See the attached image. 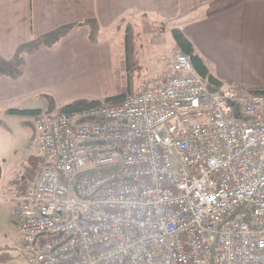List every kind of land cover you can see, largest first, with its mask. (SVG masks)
<instances>
[{
  "label": "built area",
  "instance_id": "built-area-1",
  "mask_svg": "<svg viewBox=\"0 0 264 264\" xmlns=\"http://www.w3.org/2000/svg\"><path fill=\"white\" fill-rule=\"evenodd\" d=\"M164 83L31 119L39 168L13 200L29 264H264V96Z\"/></svg>",
  "mask_w": 264,
  "mask_h": 264
},
{
  "label": "crops",
  "instance_id": "crops-1",
  "mask_svg": "<svg viewBox=\"0 0 264 264\" xmlns=\"http://www.w3.org/2000/svg\"><path fill=\"white\" fill-rule=\"evenodd\" d=\"M234 1L0 0V59L15 64L19 55L23 67L17 76L15 67L11 75H0V112L24 107L30 100H41L43 104L29 108L41 112L74 100L101 101L106 95L99 98L97 84L111 80L117 70L126 76L128 88L134 79L153 81L138 91L164 83L172 71L160 59L164 53L151 54V37L158 34L143 35L137 67L127 70L123 35L111 28L142 14L152 22L171 24L168 28L180 27L218 78L263 85L264 64L258 60L264 59V0ZM91 20L95 24L81 25ZM56 32L62 34L57 42ZM166 49L173 51V41L166 42Z\"/></svg>",
  "mask_w": 264,
  "mask_h": 264
},
{
  "label": "rangeland",
  "instance_id": "rangeland-1",
  "mask_svg": "<svg viewBox=\"0 0 264 264\" xmlns=\"http://www.w3.org/2000/svg\"><path fill=\"white\" fill-rule=\"evenodd\" d=\"M122 21H117V26L112 25L111 28L113 33H121L124 35L126 24L133 23L132 26L137 46L139 44L144 47L146 41L143 40V35L147 33L143 32L141 26L143 22L142 16L140 15L137 19L132 20V23L129 21ZM154 23L159 24L160 22ZM170 25L171 24L168 25L167 23L161 25V29L156 32L158 35L151 37L153 40L151 46V48H153L151 51L152 56L156 57L157 54L164 53L163 55L168 57L171 50L166 49V42L172 41L171 27L168 28ZM118 30L121 32H118ZM53 35L54 38H56V42L62 37V34L58 32L53 33ZM115 46L114 44V48ZM146 49L142 51V56L147 52ZM114 56H116V51ZM258 61L264 64V59H259ZM152 65V61L149 64L144 62L143 69L146 70ZM133 67L137 66L135 65ZM137 70H135L136 73H138ZM11 72L12 67H0V75H11ZM125 79L126 76L119 75L117 70V74H113L111 80L105 78L102 82L98 83L99 98L103 95L109 97L121 95L122 93L126 94L129 90L137 92L142 87L152 85L153 83L151 79L142 81L134 79L132 80L130 88H128L124 83ZM101 99V101H103L104 98ZM35 103L41 104L42 102L41 100H30L25 104L26 106L21 108L34 107ZM42 110L47 109L43 106ZM31 119L32 117L30 116H17L0 112V264H29V255L19 246L17 239V219L13 216V208L15 205L13 197L19 190L21 183L31 172L37 171L40 166V154L37 150V142Z\"/></svg>",
  "mask_w": 264,
  "mask_h": 264
},
{
  "label": "trees",
  "instance_id": "trees-1",
  "mask_svg": "<svg viewBox=\"0 0 264 264\" xmlns=\"http://www.w3.org/2000/svg\"><path fill=\"white\" fill-rule=\"evenodd\" d=\"M241 0H235L234 2H238ZM142 29L143 32L147 34H153L159 31L161 29V25H164L166 22H160L159 24H156L152 21H150L146 14H142ZM95 24L94 21H86L82 22V26H86L87 24ZM66 29V28H64ZM61 32V31H60ZM171 35H172V41H173V51L180 52L184 54L191 66L193 71L202 79L205 86L209 91H220L223 87L229 88L231 91H233L237 96L240 97H246L248 95L253 94H259L264 96V84L263 85H250L246 84L243 81H240L235 78H225L220 79L218 78L211 65L199 54L194 44L184 35L183 31L180 27L174 26L171 28ZM123 45H124V62L126 69L131 70L133 66L137 64L136 60V54H137V43L135 39V33L132 24L127 23L126 27L124 29V35H123ZM17 62L15 64H8L5 61L0 59V67L1 66H9V67H15L14 69L17 70L15 75H19L22 72V65L20 63V57L17 55V58L15 59ZM132 93V92H129ZM124 95H115V96H109L104 99V101L116 103L123 99ZM100 101L98 100H92V99H80V100H74L72 102L66 103L57 109L70 111L73 109H78L82 107H86L88 105H92L95 103H98ZM4 113L7 114H13L17 116H30L33 117L35 115H38L42 113L39 109H29V108H8L4 111Z\"/></svg>",
  "mask_w": 264,
  "mask_h": 264
}]
</instances>
